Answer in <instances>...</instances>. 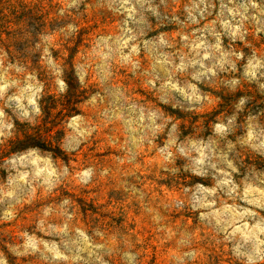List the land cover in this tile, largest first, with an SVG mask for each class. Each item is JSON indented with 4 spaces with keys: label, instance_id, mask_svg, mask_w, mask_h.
<instances>
[{
    "label": "rangeland",
    "instance_id": "rangeland-1",
    "mask_svg": "<svg viewBox=\"0 0 264 264\" xmlns=\"http://www.w3.org/2000/svg\"><path fill=\"white\" fill-rule=\"evenodd\" d=\"M246 5L0 0V264H264V16ZM48 133L57 154L25 144Z\"/></svg>",
    "mask_w": 264,
    "mask_h": 264
},
{
    "label": "trees",
    "instance_id": "trees-1",
    "mask_svg": "<svg viewBox=\"0 0 264 264\" xmlns=\"http://www.w3.org/2000/svg\"><path fill=\"white\" fill-rule=\"evenodd\" d=\"M67 85L70 86L69 81H68ZM71 95H72V89L70 87L66 91V93L63 96H61V99H60L62 101V106H61L62 112L65 115L66 114L68 115V113H70L71 110H72L71 106L69 104L65 103V100L70 98ZM29 138L31 140H33V141L32 142L28 141V143H25V144H29L27 146H35V147H38V148L43 149V150L51 151L53 154H57V152L60 151V148L58 147V145H55L53 143L54 136L51 135V133L50 134L48 133L47 135H44V136H42V135H39V136L33 135V136H30ZM17 144H19L18 145L19 147H17V149H15V150H21L22 146H25L24 142H21V140L18 141Z\"/></svg>",
    "mask_w": 264,
    "mask_h": 264
},
{
    "label": "clouds",
    "instance_id": "clouds-1",
    "mask_svg": "<svg viewBox=\"0 0 264 264\" xmlns=\"http://www.w3.org/2000/svg\"><path fill=\"white\" fill-rule=\"evenodd\" d=\"M200 2H201V3H204L205 0H200ZM229 2H231V0H229ZM248 8H255V9H257V11L259 12V14H260L261 16H264V11H261V10L259 9V7H258V5H257V3H256V0H247V5H246V7H245V11H247ZM228 11H229L230 13L234 14V15H241L239 12H235V10H233V9H228ZM189 15L191 16V13H189ZM248 19L255 20V19H256V16L253 15V16H251V17H249V16H243V17H242V21H243V20H248ZM192 20H193V22H195V18H194V17L192 18ZM242 21H241V24H240V25L235 26V27H233L232 25H229V24L227 23V21H224L223 23H224V26H225V27H230V28H232V29H233V35H235L236 32L240 31V28L243 27V23H242ZM218 63H219V62H218ZM233 83H236V82L234 81ZM261 87H264V85H262ZM243 102H244V101L242 100L241 103H243ZM224 127H225V126L222 125V124H217V125H216V130H217L218 132H222V131H224ZM253 139H255V137L252 136V135L250 134V135H249V140H253ZM260 142H261V144H264V138H262Z\"/></svg>",
    "mask_w": 264,
    "mask_h": 264
}]
</instances>
